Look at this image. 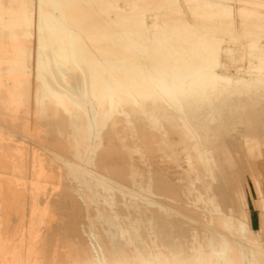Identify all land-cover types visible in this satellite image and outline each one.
I'll use <instances>...</instances> for the list:
<instances>
[{
    "label": "rangeland",
    "instance_id": "obj_1",
    "mask_svg": "<svg viewBox=\"0 0 264 264\" xmlns=\"http://www.w3.org/2000/svg\"><path fill=\"white\" fill-rule=\"evenodd\" d=\"M179 1L0 0V15L4 16L0 21V264H82L80 253L88 249L89 234L94 233L99 242L109 246L112 232L128 263H143L137 252L140 247L144 255L147 249L156 253L159 264H192L201 259L208 264H264V220L258 219L254 210L247 220L239 213L245 194L251 207L264 188V53L259 71H253L258 60L251 58L246 45L249 39L258 38L264 52V18L239 14L225 18L214 8H194ZM238 4L235 0L232 5ZM7 5L31 7L34 19L41 20L27 33L5 26L3 8ZM117 6L140 8V19L151 31L159 21L165 38L162 43L146 42L154 54L150 67L146 63V71L170 68L173 72L183 67L197 71L189 80L197 87L194 95L203 93L204 99L199 96L204 101L197 94L202 104L194 100L201 109L195 110L197 105L194 109L178 107L169 96L147 93L149 78L144 80L136 74L145 68L131 60L137 44L126 38L128 44L121 34L130 29L137 40H145L136 33L139 19L117 20ZM51 15L63 27L53 23L54 28L64 36H76L72 52L60 66L69 73L71 88L75 87V76L85 87L81 94L87 102L92 101L99 115L96 125L86 123L87 116L81 113L74 94L66 96L54 84L59 81L52 75L58 72L56 48L49 50L39 43L56 39L47 24ZM11 32L16 33V39L6 36ZM214 37L221 40L215 42ZM25 43H30L27 50ZM195 43L221 51L210 54ZM190 45L199 50L190 49ZM171 48L179 49V53ZM98 56L102 57L96 59ZM215 57L218 61L213 63ZM73 62L83 69H77ZM124 64L129 65L127 69ZM215 75L231 81L226 83ZM140 80L148 85L142 86ZM235 80L250 86L234 84ZM192 92L191 101L196 99ZM104 110L108 115L100 118L106 114ZM206 112V118H201ZM218 183L224 198L216 188ZM211 190L220 205L227 199L232 215L258 232L259 237L253 236L261 244L244 241L240 252L213 234L219 225L211 215ZM106 214L115 217V225ZM130 223L137 235L132 237L127 230L122 237L121 227ZM194 237L205 245L200 255L189 253L186 240ZM144 242L149 247L145 248Z\"/></svg>",
    "mask_w": 264,
    "mask_h": 264
},
{
    "label": "bare ground",
    "instance_id": "obj_2",
    "mask_svg": "<svg viewBox=\"0 0 264 264\" xmlns=\"http://www.w3.org/2000/svg\"><path fill=\"white\" fill-rule=\"evenodd\" d=\"M171 2L172 1H174V2H176L177 1V3H179L180 4V1L179 0H170ZM183 1H184V4H187L188 6H193L194 8L195 7H206V8H208V9H211V8H214V11L216 12V14L218 13L219 15H223L225 18H231V17H233V15H235V14H239V15H241V16H247V18H248V16H256V19H259L258 17H260V18H264V0H237V2H239L240 4H238L239 6H237V7H234L232 4L235 2V0H182V5H183ZM186 6V5H185ZM176 7V6H175ZM182 7V6H181ZM187 7V6H186ZM192 7V9H194ZM187 8H191V7H187ZM4 11H5V16L7 17V19H6V25L5 26H8V27H11V26H16V27H18V28H20V29H22L23 31H22V33H27V31L28 30H31V29H33V28H35V26H36V24H38L39 23V21L41 20V18H38V20L36 21L35 19H34V10L31 8V7H24V6H17V7H10V6H5L4 8ZM140 8H138V7H130L129 9L128 8H123L122 6H117V9L115 10L116 12H115V16H116V19L117 20H119V19H129V18H135V17H137L138 19H139V22H140V24H139V22H138V24H139V29H138V31L136 32V33H138L139 32V35H141L142 37H140V40H141V38H144L145 40H141V41H139V40H137L135 37H134V35H135V32L133 31H129V30H122V32H121V34L122 35H124V36H126L125 38L124 37H121V38H124V40H126V38H128L129 40H131L132 41V44L133 45H135V43L137 44L136 46H137V51H135V55H134V53H133V56H132V59L130 58V56H127L128 58H127V60H132L133 61V65H134V62H136V63H139L138 65H143L144 66V68H145V66H147V64H148V66H149V62L153 59V55H152V51H151V49H149L148 48V46L146 45V42H149V44L151 43V44H157L158 42H161L162 43V41L164 40V38H165V36L163 35V27H162V25L159 23V21H155L156 23L155 24H153L152 25V27L154 28V31H151V30H149L148 29V27H147V23L145 24L144 22H143V19H140L141 17V14L139 13L140 11ZM212 10V9H211ZM194 11V10H193ZM213 11V12H214ZM121 12H123L124 14H120ZM4 18V16H2V15H0V21L2 22V19ZM49 18V20L47 21V24H48V26H49V31L50 32H52V33H54V35L56 36V39H51V40H44V39H42V40H40L41 42H39L40 43V45H44L45 46V48L46 49H49V50H51V49H53V48H56V51H57V55H56V58H57V60H58V63L56 64V69L58 70V72H56V73H54V74H52V75H54V76H58L59 77V81H57V82H54V84H55V86L57 87V88H60V89H62V90H64L65 91V93H66V96H70V95H72V94H74L76 97H77V99H78V105H79V107H80V111H81V113L83 114V115H85V116H87V118L85 119L86 120V123H89V124H92V125H96V119H97V116H99L97 113H96V111H95V109L94 108H92V101L89 103V102H87L83 97H82V94H81V91L82 90H85V87L82 85V83H81V81H80V79L77 77V76H75L74 77V82H75V87H73V88H71L70 86L72 85V81L69 79V73L67 74V72H66V70H64V69H62V67L60 66V63L68 56V54L69 53H71L72 52V45L73 44H75L76 42H77V39H76V36L75 35H69V36H64V34L61 32V31H58L57 30V28H54L53 27V23H57V25H58V28H61V29H63V27H62V25L61 24H59L58 23V21H57V19L54 17V16H49L48 17ZM109 20H112L110 17H109ZM125 21V20H124ZM183 21H185V20H183ZM188 22H190V21H188ZM133 23V22H132ZM190 23H192V22H190ZM228 23L230 24V23H232V21L230 20V21H228ZM253 23V22H252ZM187 25L189 26L190 24L189 23H187ZM258 26H261L260 25V23L259 24H257ZM257 25H255V26H257ZM134 26H135V24H134ZM184 26V25H183ZM131 28H133V26L131 27ZM191 28H193V27H191ZM124 29H125V27H124ZM188 29V28H187ZM194 29V28H193ZM185 30H186V26H185ZM136 31V30H135ZM192 32H193V30H192ZM191 32V33H192ZM195 32V31H194ZM264 32V31H263ZM43 32H39V35H43L42 34ZM112 33V32H111ZM165 33V32H164ZM198 32H196V34H197ZM201 33V32H200ZM114 34H115V32H114ZM120 34V35H121ZM188 35H189V33H187ZM15 35H16V33L15 32H11V33H8V34H6V36L7 37H11V38H14V39H16L15 38ZM116 35V34H115ZM137 36V35H136ZM194 36V35H193ZM193 36H191V37H193ZM88 38H90L89 36H87ZM113 37V36H112ZM120 37V36H119ZM212 37H213V35H212ZM118 38V37H117ZM198 38V37H197ZM209 38V37H208ZM119 39V38H118ZM128 39L126 40V41H128ZM174 39V38H173ZM193 39H194V37H193ZM117 40V39H116ZM123 40V39H122ZM177 40L178 39H176V42H177ZM190 40V39H189ZM199 40V39H198ZM208 40V39H207ZM212 40H214L215 42L217 41V40H221V39H219V38H217V37H214V39H212ZM121 40H119V42H120ZM175 41V40H174ZM193 41V40H192ZM199 41H201V40H199ZM211 41V40H210ZM179 42V41H178ZM181 43L183 42V41H180ZM179 42V43H180ZM185 42V41H184ZM197 42V41H196ZM122 43V42H121ZM124 44H125V42H123ZM170 43V42H169ZM186 43V42H185ZM190 43V42H189ZM192 43V42H191ZM208 43H210V42H208ZM123 44V45H124ZM127 44V43H126ZM128 44H129V41H128ZM131 44V43H130ZM164 44H165V42H164ZM171 44V43H170ZM192 44H194V42L192 43ZM196 44L197 43H195V46H196ZM160 46L162 45V44H159ZM158 45V46H159ZM198 45V44H197ZM247 46H248V48H249V51H248V54L251 56V58H254V59H257L258 60V63H254V66H253V71H259V69H260V66H259V64H260V60H261V56H263L262 55V53H264L263 52V47L261 48L260 46H259V39L258 38H254V39H249V41L247 42V44H246ZM135 46V47H136ZM156 46V45H155ZM164 46V45H163ZM188 46V45H187ZM186 46V47H187ZM194 46V45H193ZM194 46V47H195ZM199 46H203L204 48L203 49H206L207 48V50H209L210 51V54H214V55H216V53L219 51H221V49H218V48H214V47H211L210 45H201V44H199L198 45V47ZM218 46V45H217ZM125 47V46H124ZM129 47V46H128ZM131 47H132V45H131ZM157 47V46H156ZM193 47V49L191 48V45H190V49H192V50H199V48L198 47H196V48H194ZM219 47V46H218ZM30 48V43H25V45H24V49H29ZM126 48H127V46H126ZM134 48V47H133ZM158 48V47H157ZM198 48V49H197ZM129 49H130V47H129ZM159 49V48H158ZM169 49V48H168ZM186 49V48H185ZM189 49V50H190ZM126 50H128V49H126ZM132 50V52H133V49H131ZM131 50H129L130 52H131ZM187 50V49H186ZM155 51V50H154ZM171 51H175L176 53H179V49H177V48H174V49H172L171 48ZM202 51V50H201ZM204 51V50H203ZM222 51H224V52H226L227 50H222ZM59 52H60V54H59ZM156 52V51H155ZM163 52V51H162ZM172 52V53H173ZM157 53H159L160 54V56L162 55V53H161V51H157ZM156 53V54H157ZM166 53L168 54V51H166ZM176 53H175V56H176ZM98 54H100L99 52H98ZM155 54V55H156ZM164 54V53H163ZM170 54V53H169ZM174 54V53H173ZM182 54V53H181ZM189 54V53H188ZM198 54V53H197ZM208 54V53H207ZM94 54H92V56H93ZM179 55V54H178ZM201 55V54H200ZM97 56V55H96ZM95 56V57H96ZM106 56V55H105ZM105 56H103V57H105ZM117 56V55H116ZM158 56V55H157ZM163 56V55H162ZM192 56V55H191ZM194 56H196V55H194ZM100 57H102V56H98V58H96V59H100ZM108 57V56H107ZM110 57V56H109ZM115 57V56H114ZM217 57V56H216ZM213 58V63H216L218 60H217V58ZM43 58H45V57H43ZM123 58V57H122ZM122 58H117L118 60H120V61H122L123 59H125V57L122 59ZM155 58V57H154ZM158 58V57H157ZM157 58H155L156 59V62H159L158 60L159 59H157ZM162 58V57H161ZM171 58V57H170ZM178 58H180L179 56H178ZM204 58V57H203ZM73 59V58H72ZM105 59V58H104ZM155 59L153 60V61H155ZM168 58H166V60H167ZM208 59H209V57H208ZM106 60V59H105ZM108 60H109V58H108ZM113 59H112V57H111V61H112ZM131 60H130V62H131ZM162 60V59H161ZM160 60V61H161ZM170 60V59H169ZM211 60V59H210ZM73 61V60H72ZM100 61V60H99ZM104 61V60H103ZM116 61V60H115ZM125 60H123V62H124ZM163 61H165L164 59H163ZM175 61V60H174ZM178 61V60H177ZM183 61V60H182ZM201 61V60H200ZM212 61V60H211ZM96 62V61H95ZM102 62V61H101ZM122 62V63H123ZM148 62V63H147ZM63 64H62V66L63 65H65L64 64V62H62ZM94 63V62H93ZM100 63V62H99ZM98 63V64H99ZM119 63V62H118ZM118 63H116V64H118ZM121 63V64H122ZM125 63H126V61H125ZM147 63V64H146ZM155 63V62H154ZM153 63V64H154ZM178 63H180V62H178ZM73 64H74V66H76V68L77 69H83L81 66H79L77 63H75V62H73ZM101 65H103V62L102 63H100ZM108 64H112V62L110 63H108ZM131 64V65H132ZM144 64H146V65H144ZM151 65H152V63H150ZM167 64H168V62H167ZM177 64V63H176ZM182 64V63H181ZM251 64V63H250ZM104 65H106L107 66V62H105L104 61ZM113 65H115V63L113 62ZM119 65V64H118ZM118 65H117V67H118ZM130 65V66H131ZM133 65H132V67H133ZM155 65V64H154ZM174 65V64H173ZM197 65V64H196ZM126 66V67H125ZM129 65L128 64H124V68H126L127 69V67H128ZM143 66L141 67V66H139L140 67V69L142 70V69H144L143 68ZM157 66V65H156ZM168 67H170L169 65H167ZM104 67V66H103ZM120 67V66H119ZM139 67H136V68H139ZM150 67V66H149ZM171 67H173V66H171ZM105 69H107L106 67H104ZM109 68V67H108ZM136 68H134V69H136ZM182 68V67H181ZM180 68V69H181ZM188 68V67H187ZM187 68L186 69H184V67H183V69H181V70H173V72L172 71H170V68L169 69H166V68H164V69H159V70H157L156 72H154L155 71V69H152V71H151V68L149 69V70H147L146 71V69H147V67L145 68V71L144 72H139V71H137V75H139L140 76V78H142V79H144V80H147L148 78H149V86H147L148 85V82L147 83H143L142 82V80H140L139 82H141V83H139V82H137V83H139V84H141L142 86H143V84H145L147 87H149V91L147 92V93H149V92H151V94H152V92H154V93H158L161 97H166V96H169L172 100H174V105L175 106H178V107H184V108H191V109H194V106L195 105H197L196 103L198 102L199 104H202V101H200V100H198V98L200 97V96H202V98L204 99V97H203V93L201 92V95L200 94H198V93H196L195 95H196V99L194 98L193 99V101H191L192 100V96H191V92L192 91H195V90H197V87L195 88V87H193L192 85H193V81L192 80H189V76H191V75H194V76H196L197 74H198V72L197 71H194V70H191L190 68L187 70ZM113 69V67H111V69H110V71ZM128 69H131V67L130 68H128ZM140 69H138V70H140ZM178 69V68H177ZM199 69V68H198ZM109 70V69H108ZM118 70V69H117ZM196 70V69H195ZM70 71V70H69ZM113 71H115V70H113ZM135 71V70H134ZM143 71V70H142ZM106 72V71H105ZM109 72V71H108ZM133 72V71H132ZM115 73H116V75H117V72L115 71ZM109 74V73H108ZM112 74H113V72H112ZM257 74V73H256ZM260 74V73H259ZM114 75V74H113ZM207 75V74H206ZM254 75V74H253ZM252 75V76H253ZM261 75V74H260ZM259 75V76H260ZM129 76H131V75H129ZM133 76V75H132ZM255 76V75H254ZM116 76H114V78H115ZM118 77H120V76H118ZM175 77H177V78H175ZM215 77L217 78L218 77V79L220 80V78L221 79H224L225 80V82L227 83L228 81H231V80H229V77H227V76H222V75H215ZM254 78H256V77H254ZM254 78L251 80L252 82H254ZM259 78V77H258ZM117 79V78H116ZM125 79V78H124ZM128 79H129V77H128ZM127 79V80H128ZM114 80V79H113ZM119 80H121V77H120V79ZM119 80H118V82H119ZM126 80V79H125ZM130 80H132V79H130ZM198 80V79H197ZM203 80V79H202ZM202 80H198V81H202ZM260 79H258L257 80V83H258V81H259ZM196 81V80H195ZM194 81V82H195ZM236 82L234 83V84H240V85H243V86H245L246 88H248L250 85H249V82H246V81H241V80H235ZM115 82V81H114ZM129 82H131V81H129ZM128 82V83H129ZM255 82H256V79H255ZM261 82V81H260ZM120 84H122L121 82H120ZM131 84V83H130ZM139 84H136V85H139ZM135 85V86H136ZM26 86L27 85H25V87L23 88L24 89V92H27V90H26ZM118 87H120V88H122L123 89V86H121V85H117ZM141 86V87H142ZM131 87V86H130ZM133 87V86H132ZM139 87V86H138ZM146 88V87H145ZM194 89V90H193ZM200 89V88H199ZM198 89V90H199ZM146 90H148V89H146ZM19 91V90H18ZM200 91V90H199ZM203 91V90H202ZM20 93H21V91H19ZM133 92H135V91H133ZM132 92V93H133ZM189 93L190 92V95L188 96H186V93ZM137 93V92H136ZM143 93V92H142ZM145 93V92H144ZM146 93V94H147ZM194 92H192V94H193ZM205 93V92H204ZM229 93V92H228ZM157 94V95H158ZM197 94H198V98H197ZM206 94V93H205ZM225 94V93H224ZM134 94H132V96H133ZM139 95H141V94H139ZM148 95V94H147ZM146 95V96H147ZM176 95H178L177 97H176ZM179 95H181V96H179ZM194 94H193V96H195ZM137 96V95H136ZM140 98V96H137L136 98ZM143 97H144V94H143ZM142 97V98H143ZM151 97H152V95H151ZM151 97H149V98H151ZM207 96H205V98H206ZM148 98V97H147ZM179 98V99H178ZM201 97H200V99H202ZM143 99H145V98H143ZM153 99H154V102L153 103H156L155 102V98L153 97ZM171 99H167L166 101L168 102V103H171L170 102V100ZM191 99V100H190ZM202 99V100H203ZM208 99V98H207ZM157 100H158V98H157ZM194 100H198L197 102H194ZM159 101V100H158ZM204 101V100H203ZM206 102H207V104L209 103L207 100H206ZM94 103H97V102H95L94 101ZM99 104H101V103H99ZM162 104H163V102H162ZM197 105V106H195V107H197V108H195V110L196 109H198L201 105ZM210 104V103H209ZM156 105H157V103H156ZM156 105H154V108H156L155 106ZM237 105V104H236ZM151 106H153L152 105V103H151ZM158 106V105H157ZM211 105H209L208 107H210ZM238 106V105H237ZM107 107V106H106ZM145 107V106H144ZM148 107V106H147ZM146 107V108H147ZM98 108H100L99 107V105H98V107H97V109ZM145 108V109H146ZM199 109H201V108H199ZM237 109V108H236ZM105 110H107V109H105ZM104 110V111H105ZM99 111V110H98ZM151 111V110H150ZM149 111V112H150ZM153 111H155V110H153ZM101 112V111H100ZM99 112V113H100ZM106 112V111H105ZM155 112H157V109H156V111ZM180 112V114L181 115H183L184 114V112L183 111H179ZM199 112V111H198ZM209 112H210V110H209ZM104 113V112H103ZM202 114V113H201ZM207 112H206V114H202L203 116H201V118H206V116H207ZM106 115H108V113L106 112V114L104 113V115H102V116H100V118L101 117H104V116H106ZM152 115V114H151ZM200 115V114H199ZM206 115V116H205ZM155 116H157V114L156 115H154V117ZM162 116H163V114H162ZM213 116V115H212ZM91 117H93V119L91 118ZM160 117V116H159ZM199 117V116H198ZM199 119V118H198ZM200 121H201V119H200ZM201 127H203V128H206L207 126L205 125V124H202L201 125ZM201 127H200V129H201ZM202 128V129H203ZM206 129H208V128H206ZM207 131V130H206ZM109 139V138H108ZM109 142V141H108ZM108 150V149H107ZM205 152H203V154H204ZM113 155V154H112ZM109 156V155H108ZM209 171H210V177L212 178V176H211V172H212V170H211V168H209ZM213 176H215L214 174H213ZM209 178V177H208ZM211 178H209L210 180H211ZM214 178V177H213ZM213 180V179H212ZM218 180H219V178H218ZM210 185H211V183H210ZM211 187H212V185H211ZM216 188L218 189V191L220 192V195H222V197H223V192H222V190H221V188L219 187V183L217 184V186H216ZM211 193H212V197H213V199H214V205H213V210H212V213H211V215H214L215 216V218H216V220L218 221V227H216V229L213 231V234H216V235H218V236H221L224 240H226L227 242H229V243H231V244H233L235 247H238L239 249H240V252H243V248H242V245H243V242L245 241L246 243H249V242H253V241H256L257 243H259V244H261V242H260V240H256L255 239V237L253 236V235H255V234H257L256 233V231L255 230H253V229H251V228H249V227H247L246 225H245V223L243 222V221H241L240 219H238V218H236L234 215H232V209L230 208V207H228V203H227V199L225 200H222V203H224V204H222V205H220V202L218 201V199H217V195L214 193V191L213 190H211ZM224 198V197H223ZM106 210V209H105ZM107 212H109L108 210H106ZM107 215V217H108V219H109V222H112L113 224H114V220L115 219H113V217L110 215V214H106ZM115 218V217H114ZM113 219V220H112ZM90 220H92V219H90ZM89 220V221H90ZM115 225V224H114ZM206 227H208L207 225H205ZM243 227H245L246 229H244ZM89 229H90V226H89ZM127 230H129L130 232H131V234H129L128 232H127ZM244 231H248V233H250V234H244ZM111 233V232H110ZM127 233H128V235H131L132 237H134V234L135 235H137V231H136V228H135V226H134V224H132V223H130V225L128 224V225H126V228H124V227H121V232H120V234H121V236L123 237V236H126L127 235ZM231 235H233V238H232V236ZM231 236V237H230ZM257 236L259 237V235L257 234ZM89 237H90V241L88 242V249L86 250V249H82V251H81V253H80V260L82 261V264H133V263H128V261H127V258H126V254H125V251L124 250H121V249H118V247H117V243H116V241H115V232H112L111 233V237L109 238V240H108V244H109V246L104 242H99V239L96 237V235L94 234V233H90L89 234ZM186 242L187 243H189L190 245H189V253H190V250L194 253V254H198V255H200V254H202V247H205V245H203L198 239H196L195 237H194V240H189L188 241V239L186 240ZM144 246H145V248L146 247H149V245H147V244H145V242H144ZM244 246V245H243ZM262 246H263V244H262ZM264 247V246H263ZM137 252H138V254H140V255H142V257H143V263H141V264H153V263H156V264H159L160 263V259H157L156 258V253H153L152 251H151V249H147V254L146 255H144L143 254V249H141L140 247L138 248V250H137ZM189 255V254H188ZM78 259H79V255H78ZM72 261H74V260H72ZM73 263V262H72ZM78 264V263H77ZM186 264H190V261H188ZM192 264H208V262L207 261H205V260H203V259H201L200 261H192Z\"/></svg>",
    "mask_w": 264,
    "mask_h": 264
},
{
    "label": "snow or ice",
    "instance_id": "obj_3",
    "mask_svg": "<svg viewBox=\"0 0 264 264\" xmlns=\"http://www.w3.org/2000/svg\"><path fill=\"white\" fill-rule=\"evenodd\" d=\"M254 214L258 219L264 220V188L258 192L256 199L248 206L246 194L240 202L239 213L244 220L249 219Z\"/></svg>",
    "mask_w": 264,
    "mask_h": 264
}]
</instances>
